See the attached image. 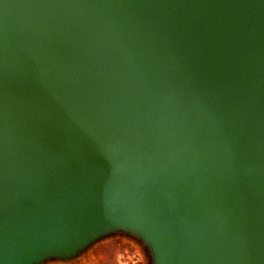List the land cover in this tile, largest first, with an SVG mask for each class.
<instances>
[{
    "label": "water",
    "instance_id": "obj_1",
    "mask_svg": "<svg viewBox=\"0 0 264 264\" xmlns=\"http://www.w3.org/2000/svg\"><path fill=\"white\" fill-rule=\"evenodd\" d=\"M116 238L264 264V0H0V264Z\"/></svg>",
    "mask_w": 264,
    "mask_h": 264
},
{
    "label": "rangeland",
    "instance_id": "obj_2",
    "mask_svg": "<svg viewBox=\"0 0 264 264\" xmlns=\"http://www.w3.org/2000/svg\"><path fill=\"white\" fill-rule=\"evenodd\" d=\"M128 245L131 244L123 239H109L99 242L74 260L56 262L53 260L46 264H114L117 252ZM143 264H145V259H143Z\"/></svg>",
    "mask_w": 264,
    "mask_h": 264
},
{
    "label": "built area",
    "instance_id": "obj_3",
    "mask_svg": "<svg viewBox=\"0 0 264 264\" xmlns=\"http://www.w3.org/2000/svg\"><path fill=\"white\" fill-rule=\"evenodd\" d=\"M114 264H143V257L135 247L128 245L117 252Z\"/></svg>",
    "mask_w": 264,
    "mask_h": 264
}]
</instances>
